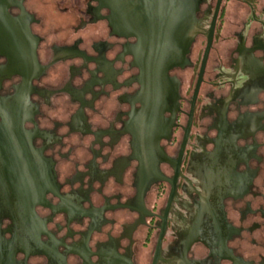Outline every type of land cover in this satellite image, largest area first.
Here are the masks:
<instances>
[{
	"label": "flooded vegetation",
	"instance_id": "obj_1",
	"mask_svg": "<svg viewBox=\"0 0 264 264\" xmlns=\"http://www.w3.org/2000/svg\"><path fill=\"white\" fill-rule=\"evenodd\" d=\"M151 4L173 62L159 75L118 0L2 15L0 264H264V0Z\"/></svg>",
	"mask_w": 264,
	"mask_h": 264
},
{
	"label": "water",
	"instance_id": "obj_2",
	"mask_svg": "<svg viewBox=\"0 0 264 264\" xmlns=\"http://www.w3.org/2000/svg\"><path fill=\"white\" fill-rule=\"evenodd\" d=\"M110 2V0H106ZM135 3L130 4L131 0H118L117 8V23L119 29L125 31L130 24H133L134 31L141 37L145 55L148 56V60L143 62L144 68L151 74L159 75L162 72L167 73L168 68L173 64L172 59L169 58L170 47L166 41H164V35L166 30L161 24V14L158 10V4L152 5V1L158 0H133ZM5 2V5L3 4ZM15 0H0V19L3 14L6 16L8 25H14L17 21L13 20L9 16L8 7L13 4ZM108 6L109 3H108ZM149 11H148V10ZM131 17V18H130ZM1 24V20H0ZM27 89V84L23 90ZM27 94L21 92L20 96L16 99V104L12 106L11 115L7 117V120L19 119L21 110L25 109ZM7 135L10 138V144L13 146L15 152H21L20 157H24L25 153L30 150V146L25 142L24 136L26 133L24 129L18 127H9ZM11 163V162H10ZM8 163L6 175L13 177L16 184L19 182L24 183L26 175L20 167L22 165H15ZM35 178V176H32ZM40 180V176H37V182ZM35 182V179H34Z\"/></svg>",
	"mask_w": 264,
	"mask_h": 264
}]
</instances>
